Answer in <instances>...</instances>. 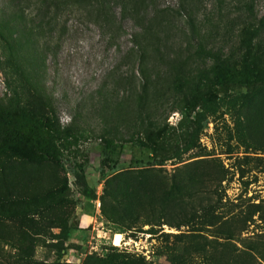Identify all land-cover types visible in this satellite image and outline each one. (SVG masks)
<instances>
[{
  "label": "rangeland",
  "instance_id": "1",
  "mask_svg": "<svg viewBox=\"0 0 264 264\" xmlns=\"http://www.w3.org/2000/svg\"><path fill=\"white\" fill-rule=\"evenodd\" d=\"M0 23V105L79 136L59 164L0 153V198L22 204L0 217V264H264V90L219 86L196 52L264 84V0H0ZM144 126L180 135L177 156L128 167L124 150L100 177L99 138Z\"/></svg>",
  "mask_w": 264,
  "mask_h": 264
},
{
  "label": "trees",
  "instance_id": "2",
  "mask_svg": "<svg viewBox=\"0 0 264 264\" xmlns=\"http://www.w3.org/2000/svg\"><path fill=\"white\" fill-rule=\"evenodd\" d=\"M41 4H46L48 7L51 4L54 10L62 5L70 7H93L98 2L104 0H39ZM55 16V12L53 13ZM52 19L55 18L51 16ZM0 38L7 44L12 41L13 36L8 34L6 26L0 23ZM197 54L204 59L212 61V68L209 72L216 71L218 76L217 84L226 88L229 83L236 84L246 89L264 90V84L255 86V77L252 73L245 69L238 70L234 73H229L223 64L213 55L204 52L200 47L196 50ZM258 78V77H257ZM208 79V72H200L197 81L194 84V96L188 107L192 110L196 106L204 108L207 101L206 96L197 94V87ZM196 86V88H195ZM145 89L141 87L139 96L138 107L141 112L144 107ZM143 124V120H140ZM144 125V124H143ZM54 124L49 123L47 119H39L32 116L27 111L23 110L15 103L8 102L7 104L0 105V153L12 152L13 154L25 158L26 160L39 162L45 161L52 164H59V157L63 151H66L72 141H76L79 136L70 134L67 137H62ZM142 138H135L134 140L119 139L117 142L100 137L101 142L99 160V176H102L104 168H113L117 164V157L122 151L127 150L129 153L128 167H150L159 165L160 163L170 160L177 156L178 147L174 143L179 139L180 135L176 132H148L147 126L142 128ZM69 139V140H68ZM185 142V141H184ZM126 144L128 146H126ZM184 147L188 144H183ZM138 150L146 153V159L136 158ZM138 152V153H137ZM140 152V153H141ZM79 176L83 174L81 164L76 165ZM88 199L85 200L84 205ZM21 203L8 201L0 198V217L1 218H14L21 212Z\"/></svg>",
  "mask_w": 264,
  "mask_h": 264
},
{
  "label": "crops",
  "instance_id": "3",
  "mask_svg": "<svg viewBox=\"0 0 264 264\" xmlns=\"http://www.w3.org/2000/svg\"><path fill=\"white\" fill-rule=\"evenodd\" d=\"M84 202L81 205V215H82V217L84 219L89 220V221L94 220L97 209H95L93 203L90 200H88L85 205H84Z\"/></svg>",
  "mask_w": 264,
  "mask_h": 264
},
{
  "label": "bare ground",
  "instance_id": "4",
  "mask_svg": "<svg viewBox=\"0 0 264 264\" xmlns=\"http://www.w3.org/2000/svg\"><path fill=\"white\" fill-rule=\"evenodd\" d=\"M123 242V238L120 234L115 233L112 238V245L113 246H120Z\"/></svg>",
  "mask_w": 264,
  "mask_h": 264
}]
</instances>
